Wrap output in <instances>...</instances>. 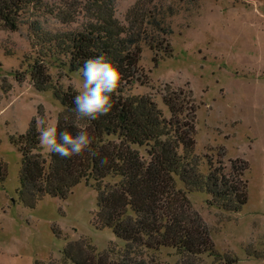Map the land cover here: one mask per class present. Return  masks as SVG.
Listing matches in <instances>:
<instances>
[{
  "label": "trees",
  "instance_id": "obj_1",
  "mask_svg": "<svg viewBox=\"0 0 264 264\" xmlns=\"http://www.w3.org/2000/svg\"><path fill=\"white\" fill-rule=\"evenodd\" d=\"M46 1L0 0L3 27L16 32L28 25L37 48L35 57L28 59L29 71L17 79L23 82L29 76L38 92L53 89L63 106L56 124L58 139L65 130L73 135L86 130L94 154L85 151L63 158L51 152L45 157L33 123L27 134L13 138L22 155L19 195L26 206L34 207L47 196L67 199L85 183L98 193L96 228L112 229L126 246L121 252L99 253L88 241L70 242L61 258L36 264H158L147 261L145 253L163 248L176 252V264H204V256L213 257L216 264H237L234 256L217 253L211 231L188 194L205 192L211 197L209 205L241 212L249 201V163L236 159L227 165L225 148L220 147L216 157L205 156L208 174L200 171L201 159L195 155L199 107L190 88L165 87L162 100L169 118L151 96L133 93L136 85L145 84L140 71L144 45L172 57L170 20L176 11L158 7L157 0H138L124 24L115 16L114 0H89L86 21L79 23L77 11H51ZM44 14L75 28L46 31L38 19ZM101 54L118 68L121 83L112 94L108 115L80 119L72 111L79 93L55 83L49 68L60 64L79 71L86 59ZM5 178L0 166V183ZM176 178L185 190L177 187Z\"/></svg>",
  "mask_w": 264,
  "mask_h": 264
},
{
  "label": "rangeland",
  "instance_id": "obj_2",
  "mask_svg": "<svg viewBox=\"0 0 264 264\" xmlns=\"http://www.w3.org/2000/svg\"><path fill=\"white\" fill-rule=\"evenodd\" d=\"M114 1L115 16L125 24L128 10L138 0ZM46 3L51 11H77L79 23L86 21L84 8L90 6L89 0ZM157 5L176 11L170 20L173 55L144 45L140 71L145 84L136 85L133 93L151 96L169 118L162 100L165 87L190 88L199 107L195 155L201 159L200 171L208 174L205 156L216 157L220 147L225 148L227 165L236 159L249 163L245 176L249 201L241 212L209 205L211 197L205 192H191L188 198L208 225L219 255L234 256L237 264H264V0H157ZM38 19L49 32L75 28L49 14ZM36 52L28 25L11 32L0 22V166L6 170L0 183V264L48 263L61 258L68 243L80 240L99 253L121 252L126 244L112 229L96 228L98 193L85 183L67 199L47 196L34 207L20 198L22 155L13 138L27 134L38 116L56 126L63 111L53 89L38 92L29 76L18 82ZM49 69L64 89L83 91L79 71L60 64ZM41 151L45 157L51 153L42 145ZM176 182L185 190L179 178ZM145 258L158 264L179 261L174 250L165 248L146 252ZM202 262L216 264L207 256Z\"/></svg>",
  "mask_w": 264,
  "mask_h": 264
},
{
  "label": "clouds",
  "instance_id": "obj_3",
  "mask_svg": "<svg viewBox=\"0 0 264 264\" xmlns=\"http://www.w3.org/2000/svg\"><path fill=\"white\" fill-rule=\"evenodd\" d=\"M79 72L83 78V91L73 99L74 114L80 119L89 121L108 115L113 107L112 94L117 91L121 83L118 68L101 54L86 59ZM36 129L40 144L60 157L71 158L85 151L94 154L91 148L93 141L86 130L78 131L75 135L65 130L59 133L58 139L57 127L49 126L46 116L36 118ZM105 162L106 160L101 161V163Z\"/></svg>",
  "mask_w": 264,
  "mask_h": 264
}]
</instances>
